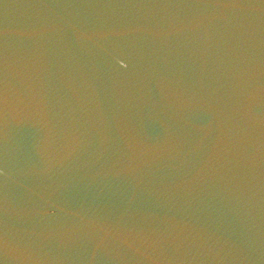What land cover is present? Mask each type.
<instances>
[{
	"label": "water",
	"instance_id": "1",
	"mask_svg": "<svg viewBox=\"0 0 264 264\" xmlns=\"http://www.w3.org/2000/svg\"><path fill=\"white\" fill-rule=\"evenodd\" d=\"M0 264H264V0H0Z\"/></svg>",
	"mask_w": 264,
	"mask_h": 264
}]
</instances>
